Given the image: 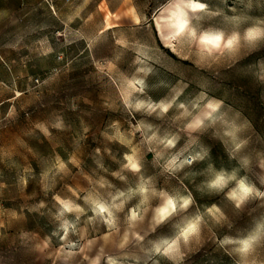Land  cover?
<instances>
[{"label":"rangeland","instance_id":"rangeland-1","mask_svg":"<svg viewBox=\"0 0 264 264\" xmlns=\"http://www.w3.org/2000/svg\"><path fill=\"white\" fill-rule=\"evenodd\" d=\"M0 264H264V0H0Z\"/></svg>","mask_w":264,"mask_h":264},{"label":"bare ground","instance_id":"bare-ground-1","mask_svg":"<svg viewBox=\"0 0 264 264\" xmlns=\"http://www.w3.org/2000/svg\"><path fill=\"white\" fill-rule=\"evenodd\" d=\"M171 23L173 25L174 32L177 33L184 29L186 21L181 13H174L173 17L171 18Z\"/></svg>","mask_w":264,"mask_h":264},{"label":"snow or ice","instance_id":"snow-or-ice-1","mask_svg":"<svg viewBox=\"0 0 264 264\" xmlns=\"http://www.w3.org/2000/svg\"><path fill=\"white\" fill-rule=\"evenodd\" d=\"M220 40V37L219 36H216L212 39H206V43H214V42H218ZM231 44V41H229V45ZM217 183H219V180L217 181ZM103 211V210H102Z\"/></svg>","mask_w":264,"mask_h":264}]
</instances>
